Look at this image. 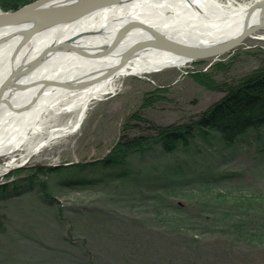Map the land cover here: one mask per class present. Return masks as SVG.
I'll return each mask as SVG.
<instances>
[{
    "label": "rangeland",
    "instance_id": "1",
    "mask_svg": "<svg viewBox=\"0 0 264 264\" xmlns=\"http://www.w3.org/2000/svg\"><path fill=\"white\" fill-rule=\"evenodd\" d=\"M263 55L260 30L219 55L122 75L91 101L77 128L26 163L5 166L20 150L0 156V264H264V129L232 142L195 130L172 151L157 143L116 163L72 166L103 159L120 136L145 129L142 119L194 120L222 96L218 82L248 73ZM135 111L141 120L130 125L138 131L125 129ZM69 118L75 113L60 124Z\"/></svg>",
    "mask_w": 264,
    "mask_h": 264
},
{
    "label": "bare ground",
    "instance_id": "2",
    "mask_svg": "<svg viewBox=\"0 0 264 264\" xmlns=\"http://www.w3.org/2000/svg\"><path fill=\"white\" fill-rule=\"evenodd\" d=\"M260 30L264 0L241 6L218 0H121L47 28L0 27V156L21 151L5 166L26 163L53 138L77 128L91 101L111 91L118 77L193 60L159 47L154 33L199 50L248 31L242 42ZM71 113L75 118L60 124Z\"/></svg>",
    "mask_w": 264,
    "mask_h": 264
},
{
    "label": "trees",
    "instance_id": "3",
    "mask_svg": "<svg viewBox=\"0 0 264 264\" xmlns=\"http://www.w3.org/2000/svg\"><path fill=\"white\" fill-rule=\"evenodd\" d=\"M30 1L33 0H0V8L5 11L16 9ZM218 83L213 88L221 92L222 96L199 113L194 120L183 124L158 125L142 119L145 124L143 129L138 125H130L131 120H141L135 111L125 123V129L135 128L138 131L139 128L138 133L120 136L112 150L103 159L75 163L72 164L73 168L84 169L99 166L101 163H116L133 150L145 149L157 143L162 144L161 147L164 149L172 151L180 144L185 145L195 130L201 134L215 132L226 142H232L249 130L264 129V55L259 58L258 66L253 70L232 81ZM56 169L57 167H49L47 170ZM38 170L40 167H37L35 172ZM32 175L33 173L28 178L32 179ZM4 190L6 186L0 185V192ZM4 218L0 210V233L5 228Z\"/></svg>",
    "mask_w": 264,
    "mask_h": 264
},
{
    "label": "water",
    "instance_id": "4",
    "mask_svg": "<svg viewBox=\"0 0 264 264\" xmlns=\"http://www.w3.org/2000/svg\"><path fill=\"white\" fill-rule=\"evenodd\" d=\"M62 1L64 0H34L13 11H0V27L34 24L37 28H47L70 22L103 6L117 4L121 0H66L69 1L68 3ZM247 32L222 46L199 50L183 47L158 33H154V40L158 42L157 44L161 48L179 53L190 59H196L215 56L232 49L241 42ZM36 61L34 60L32 63Z\"/></svg>",
    "mask_w": 264,
    "mask_h": 264
}]
</instances>
